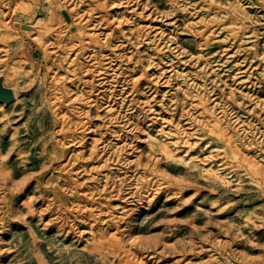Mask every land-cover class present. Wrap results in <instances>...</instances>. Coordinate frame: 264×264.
Returning <instances> with one entry per match:
<instances>
[{
    "label": "rangeland",
    "instance_id": "1",
    "mask_svg": "<svg viewBox=\"0 0 264 264\" xmlns=\"http://www.w3.org/2000/svg\"><path fill=\"white\" fill-rule=\"evenodd\" d=\"M0 77V264H264V0H0Z\"/></svg>",
    "mask_w": 264,
    "mask_h": 264
},
{
    "label": "bare ground",
    "instance_id": "2",
    "mask_svg": "<svg viewBox=\"0 0 264 264\" xmlns=\"http://www.w3.org/2000/svg\"><path fill=\"white\" fill-rule=\"evenodd\" d=\"M1 78V77H0ZM2 79V78H1ZM2 83H3V79H2ZM4 85V84H3ZM5 86V85H4ZM6 87V86H5ZM8 88V87H7ZM12 90V89H11ZM12 92H13V99L12 100H14V98H17V92L14 90H12ZM11 100V101H12ZM11 101H9V102H11ZM5 102H7V101H5V100H3V101H0V107H1V105L3 104V103H5ZM9 102H7V103H9ZM248 164H249V167H250V169L251 170H253L254 172H256V173H263L262 172V168H261V166L258 164V163H256V162H254V161H252V160H248ZM260 174V175H261ZM100 245H103V242L102 241H100Z\"/></svg>",
    "mask_w": 264,
    "mask_h": 264
},
{
    "label": "water",
    "instance_id": "3",
    "mask_svg": "<svg viewBox=\"0 0 264 264\" xmlns=\"http://www.w3.org/2000/svg\"><path fill=\"white\" fill-rule=\"evenodd\" d=\"M13 99V92L10 88L3 85L2 79L0 78V101H11Z\"/></svg>",
    "mask_w": 264,
    "mask_h": 264
}]
</instances>
